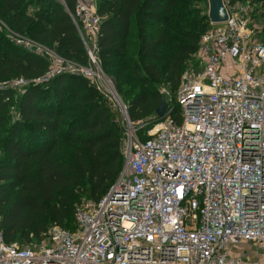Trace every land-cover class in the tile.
Listing matches in <instances>:
<instances>
[{
    "label": "built area",
    "instance_id": "obj_1",
    "mask_svg": "<svg viewBox=\"0 0 264 264\" xmlns=\"http://www.w3.org/2000/svg\"><path fill=\"white\" fill-rule=\"evenodd\" d=\"M223 1L228 19L210 20L175 94L161 89L165 115L140 123L111 81L110 96L104 90L101 69L13 37L50 59L46 74L32 82L82 74L113 99L122 115L125 165L104 197L78 207L75 231L54 224L40 242L22 246L5 240L0 216V264H241L228 247L243 241L264 253V40L252 35L251 20L261 0ZM98 8L99 0H75L69 9L97 66Z\"/></svg>",
    "mask_w": 264,
    "mask_h": 264
},
{
    "label": "trees",
    "instance_id": "obj_2",
    "mask_svg": "<svg viewBox=\"0 0 264 264\" xmlns=\"http://www.w3.org/2000/svg\"><path fill=\"white\" fill-rule=\"evenodd\" d=\"M207 2L99 0L97 59L115 78L132 121L156 117L163 85L175 94L210 27ZM74 3L0 0V84L8 82L0 87V216L7 242L38 243L54 224L75 231L79 205L104 197L125 165L123 128L106 94L82 74L32 82L50 59L13 38L90 66L69 12ZM20 78L31 81L21 91L10 86Z\"/></svg>",
    "mask_w": 264,
    "mask_h": 264
},
{
    "label": "rangeland",
    "instance_id": "obj_3",
    "mask_svg": "<svg viewBox=\"0 0 264 264\" xmlns=\"http://www.w3.org/2000/svg\"><path fill=\"white\" fill-rule=\"evenodd\" d=\"M204 5V4H203ZM207 6L206 7H208V10H209V5H208V2H207V4H206ZM33 11V9H32V7L29 9V13H33L32 12ZM253 15H254V18L253 19H251V20H253L254 21V23H255V26L253 27V34L252 35H255V37L257 38V39H259V40H262V39H264V0H261V2H256V6H255V10H254V12H253ZM0 25H2L4 28H5V25L0 21ZM26 38H28V37H26ZM29 39V38H28ZM233 60L234 59H228V64H229V68L231 69V71L234 73V74H236V73H238L239 72V66H237V65H234V63H233ZM90 66H92V68H93V70L95 71V72H99V69H101V67H100V65L99 66H97V65H95L94 63H91L90 64ZM102 70V69H101ZM227 72V71H226ZM103 77V78H102ZM101 77V83L103 84V87H104V90L106 91V92H108V95L110 96V94H109V92H110V88H109V85H108V81L107 80H109V81H111L112 82V84H113V87H114V89H115V91L117 92V90H116V88H115V86H114V77L112 76V78L110 77V76H108L107 74H105L104 72H103V76ZM8 82H5V83H3L4 85H6ZM10 86H11V84H10ZM13 86H15L14 84H13ZM17 90H19V91H21V87H15ZM162 88H167V89H169L170 90V88L169 87H167V86H165V85H163L162 86ZM118 93V92H117ZM109 96H107V98H108V101L111 103V105H112V107H114V109H115V111H116V115H117V121H118V123H119V125H121V118H122V115H121V111H120V109H119V107L117 106V105H114V101H113V99H111ZM121 127H122V125H121ZM92 200V199H91ZM82 205H84L85 206V202L84 203H82L81 205H79V206H82ZM37 241H34V243H36ZM20 245H22L21 243H19ZM23 246V245H22Z\"/></svg>",
    "mask_w": 264,
    "mask_h": 264
},
{
    "label": "crops",
    "instance_id": "obj_4",
    "mask_svg": "<svg viewBox=\"0 0 264 264\" xmlns=\"http://www.w3.org/2000/svg\"><path fill=\"white\" fill-rule=\"evenodd\" d=\"M228 254L241 257V264H264V253L261 251L260 246L252 241L229 245Z\"/></svg>",
    "mask_w": 264,
    "mask_h": 264
},
{
    "label": "water",
    "instance_id": "obj_5",
    "mask_svg": "<svg viewBox=\"0 0 264 264\" xmlns=\"http://www.w3.org/2000/svg\"><path fill=\"white\" fill-rule=\"evenodd\" d=\"M208 5V16L213 23H222L228 19V12L223 0H208ZM166 109L167 99L163 96L161 103L156 109L157 116L163 117Z\"/></svg>",
    "mask_w": 264,
    "mask_h": 264
}]
</instances>
